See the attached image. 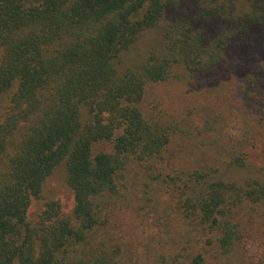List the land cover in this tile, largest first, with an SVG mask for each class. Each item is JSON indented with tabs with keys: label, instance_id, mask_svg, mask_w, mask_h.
I'll return each mask as SVG.
<instances>
[{
	"label": "trees",
	"instance_id": "1",
	"mask_svg": "<svg viewBox=\"0 0 264 264\" xmlns=\"http://www.w3.org/2000/svg\"><path fill=\"white\" fill-rule=\"evenodd\" d=\"M262 28L264 0H0V264H205L212 248L264 264V169L245 152ZM213 74L209 101L172 112ZM218 87L245 105L215 106ZM196 111L215 154L179 166ZM61 164L72 211L51 200L30 219ZM143 210L155 244L131 238Z\"/></svg>",
	"mask_w": 264,
	"mask_h": 264
},
{
	"label": "rangeland",
	"instance_id": "2",
	"mask_svg": "<svg viewBox=\"0 0 264 264\" xmlns=\"http://www.w3.org/2000/svg\"><path fill=\"white\" fill-rule=\"evenodd\" d=\"M212 30L214 31V29H210L209 31L211 35L213 34ZM258 31L261 34H264V28L259 29ZM256 61L253 63V69H252L255 77L254 80L250 82L248 85V88L251 89V91L247 101L250 103V108H251L250 113L252 114L253 121L254 122L256 121L257 124L258 122H261V124H258L259 127L258 130H255L254 133L252 134L251 136L252 139L250 143L246 145L245 152L248 154V158L250 160L249 162L252 163V165H254L257 169L260 168L262 170L264 169V57L261 59L259 58ZM223 65H224V69L220 70L221 72L220 75L223 76V78L225 76L229 77V81L232 84L233 74L228 75L230 65L228 62L223 63ZM250 70H251V66H250ZM213 76L214 74L209 78L208 82L205 85H203V95L201 94L200 91L196 90L197 87L196 88L190 87L191 85H189V87L182 86L183 88H181V90L184 95L179 93L180 95H177L178 97H172V112H175V114L178 115L182 111V114H180V116L182 117V115L185 112V109L183 108H185L186 105L187 106L195 105L198 108L201 106L202 103L201 101L203 100L209 101L208 95L210 94V92L208 91L210 89L207 90L206 87L212 88L213 84L217 83V80ZM223 78L222 79L219 78V80H223ZM220 88L221 87H218L219 90L217 91L220 93L221 96L218 94L211 96V100L213 99V104L215 106L219 107L220 104L222 103L227 104L228 106L223 108V111L224 110L227 111L229 107H233L232 105L234 103L242 107L243 105H245V100L244 98H242L240 93L241 90H237L236 92L234 91L235 90L234 88L229 90V92H236L237 97L235 100L233 99L232 94L227 95L224 101L216 100L218 97H223L225 95L224 93L225 89L223 88L220 89ZM206 93L207 96H205ZM239 100L241 101V103ZM7 102H8V97L6 95L0 96V123L4 119L8 106ZM219 102L221 103L219 104ZM181 117L176 116V119H180ZM194 119H195L194 123L191 124L190 122L189 124H187V126H190V128L194 130L192 136H190L189 138L188 136L185 137L186 135L180 134L183 135V137H181L178 134L175 137V139H173L172 141V150L173 153H175L174 158L177 159L176 161L177 164H179L180 162L179 166L181 165L183 167H186L189 164L197 160H200L201 158L203 159V157L207 158L208 156L215 154L214 151L209 150L207 148V145L204 146L201 145L203 144V140L207 139L206 135H201L199 136V138H195L196 131L202 129L205 123V121H203L200 111H196L194 113ZM245 152L243 151V153ZM51 200L60 201L61 210L64 211L65 213H70L73 209V205H74L73 192L66 182V171L64 165L62 164L59 165L46 180L42 197L33 200L32 205L29 208V218L34 220L44 208L45 203ZM143 212L146 213L142 215L140 214L141 215L140 219L145 220L146 225H152V228L147 229L146 225L141 222L143 226L140 225L136 226L137 230L130 229L131 238L133 237L136 239L138 236V232H141V234L143 235L150 234V237L147 240H153L155 244L159 239L158 240L154 239V235L158 234L159 236V232L161 233L163 225L157 223L151 224L150 223L151 217L153 218V221L158 219H156L153 216L152 214L153 212L149 215L147 214L148 213L147 210H143ZM137 223H140V220H138ZM142 227L144 229H140ZM238 251L241 252V250ZM238 253L234 252L231 255H229V257L228 256L218 257L215 255L214 248H212V250H210L208 253L209 258L207 259L205 264H239L240 260L238 257Z\"/></svg>",
	"mask_w": 264,
	"mask_h": 264
}]
</instances>
